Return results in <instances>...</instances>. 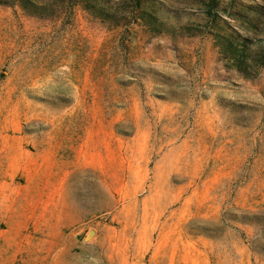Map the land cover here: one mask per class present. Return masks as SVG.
Masks as SVG:
<instances>
[{"label": "rangeland", "instance_id": "obj_1", "mask_svg": "<svg viewBox=\"0 0 264 264\" xmlns=\"http://www.w3.org/2000/svg\"><path fill=\"white\" fill-rule=\"evenodd\" d=\"M103 1L0 3V264H264V0Z\"/></svg>", "mask_w": 264, "mask_h": 264}, {"label": "trees", "instance_id": "obj_2", "mask_svg": "<svg viewBox=\"0 0 264 264\" xmlns=\"http://www.w3.org/2000/svg\"><path fill=\"white\" fill-rule=\"evenodd\" d=\"M85 8L90 12L96 14L101 20H117L118 13L112 11L107 7V3L103 0H79ZM0 3H17L26 12L44 16L50 10L46 0H0ZM208 11L211 7L217 6V0H207ZM153 18L156 16L153 15ZM165 25V23H162ZM170 30L179 31L180 33L193 34V26L190 24L171 25ZM224 54L225 57L234 65L238 70L247 73L250 66L264 65V50L262 43H255L247 37H227L224 40Z\"/></svg>", "mask_w": 264, "mask_h": 264}, {"label": "water", "instance_id": "obj_3", "mask_svg": "<svg viewBox=\"0 0 264 264\" xmlns=\"http://www.w3.org/2000/svg\"><path fill=\"white\" fill-rule=\"evenodd\" d=\"M90 233H91V231H90V232H88V234H87V235H90Z\"/></svg>", "mask_w": 264, "mask_h": 264}, {"label": "bare ground", "instance_id": "obj_4", "mask_svg": "<svg viewBox=\"0 0 264 264\" xmlns=\"http://www.w3.org/2000/svg\"><path fill=\"white\" fill-rule=\"evenodd\" d=\"M87 236H89V235H87Z\"/></svg>", "mask_w": 264, "mask_h": 264}]
</instances>
